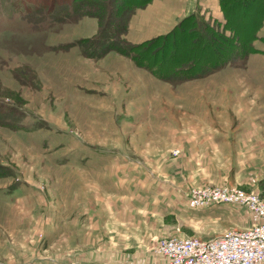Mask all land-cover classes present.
I'll use <instances>...</instances> for the list:
<instances>
[{
	"label": "rangeland",
	"instance_id": "obj_1",
	"mask_svg": "<svg viewBox=\"0 0 264 264\" xmlns=\"http://www.w3.org/2000/svg\"><path fill=\"white\" fill-rule=\"evenodd\" d=\"M215 1L194 14L223 23ZM74 6L0 0V264H133L162 239L255 222L244 206L189 200L206 187L264 198V21L243 66L170 83L83 50L98 22ZM172 7L135 9L123 39L169 34L191 14Z\"/></svg>",
	"mask_w": 264,
	"mask_h": 264
},
{
	"label": "trees",
	"instance_id": "obj_2",
	"mask_svg": "<svg viewBox=\"0 0 264 264\" xmlns=\"http://www.w3.org/2000/svg\"><path fill=\"white\" fill-rule=\"evenodd\" d=\"M151 1L122 0L120 4L115 0H71L72 6L76 5L71 11L81 10L79 16L84 13L98 22L97 33L86 41L83 50L93 51L98 57L114 51L170 83L207 77L228 66H243L248 56L257 52L253 42L264 21V0H218L223 23H210L191 13L169 34L138 45L128 44L123 39L128 20L135 9ZM70 2L63 0V5ZM110 3L119 4L114 8L117 19L112 16Z\"/></svg>",
	"mask_w": 264,
	"mask_h": 264
},
{
	"label": "built area",
	"instance_id": "obj_3",
	"mask_svg": "<svg viewBox=\"0 0 264 264\" xmlns=\"http://www.w3.org/2000/svg\"><path fill=\"white\" fill-rule=\"evenodd\" d=\"M238 204L256 221L241 230H230L209 240L167 238L156 244L168 264H264V198L240 189L206 187L194 190L189 207Z\"/></svg>",
	"mask_w": 264,
	"mask_h": 264
},
{
	"label": "crops",
	"instance_id": "obj_4",
	"mask_svg": "<svg viewBox=\"0 0 264 264\" xmlns=\"http://www.w3.org/2000/svg\"><path fill=\"white\" fill-rule=\"evenodd\" d=\"M159 1V0H158ZM170 3H173V7L171 9L173 14L180 15L181 18L184 17V15H187L188 13H196L202 9L204 11H209L210 7V2L211 4H215V0H166ZM154 1L151 6L155 5ZM163 3V1H161ZM160 4V3H159ZM164 4V3H163ZM168 9V8H167ZM180 18V19H181ZM171 22V21H170ZM133 21H131L130 26H133ZM172 23V22H171ZM161 29L164 28H157L155 29L157 32L162 31ZM214 205H219V204H210L209 206L205 207H213ZM196 209H201V208H196ZM251 214V213H250ZM142 255H140L139 262H135V258L133 260V264H168V261L166 258H164L162 255H156L151 252L144 253L141 251ZM157 257V258H156Z\"/></svg>",
	"mask_w": 264,
	"mask_h": 264
}]
</instances>
